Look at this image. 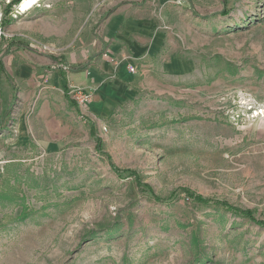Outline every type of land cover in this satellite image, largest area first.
Returning <instances> with one entry per match:
<instances>
[{"label":"rangeland","instance_id":"obj_1","mask_svg":"<svg viewBox=\"0 0 264 264\" xmlns=\"http://www.w3.org/2000/svg\"><path fill=\"white\" fill-rule=\"evenodd\" d=\"M22 2L0 0V264H264V0ZM131 10L149 58L101 40Z\"/></svg>","mask_w":264,"mask_h":264},{"label":"crops","instance_id":"obj_2","mask_svg":"<svg viewBox=\"0 0 264 264\" xmlns=\"http://www.w3.org/2000/svg\"><path fill=\"white\" fill-rule=\"evenodd\" d=\"M101 33V40L107 43L109 51L116 57L131 52L134 58H149L161 45V35L154 32L148 16L134 10L116 12L104 22ZM129 62L128 60L116 68L119 76L130 79L131 75L127 71ZM91 70L87 71L88 77L85 71L68 73L70 86L91 87L93 81H98V72Z\"/></svg>","mask_w":264,"mask_h":264},{"label":"built area","instance_id":"obj_3","mask_svg":"<svg viewBox=\"0 0 264 264\" xmlns=\"http://www.w3.org/2000/svg\"><path fill=\"white\" fill-rule=\"evenodd\" d=\"M130 70L133 71L134 68L132 69L130 68ZM71 94L73 95L74 100L79 106L86 105L88 102L91 101V97H92V94L90 92H87L79 88H73Z\"/></svg>","mask_w":264,"mask_h":264},{"label":"trees","instance_id":"obj_4","mask_svg":"<svg viewBox=\"0 0 264 264\" xmlns=\"http://www.w3.org/2000/svg\"><path fill=\"white\" fill-rule=\"evenodd\" d=\"M52 59H53V58H52ZM0 70H1V71L3 70L1 64H0ZM14 89H15V88H14ZM64 92H65V94H67V90H66L65 86H64ZM114 170H115L116 173H119V172H120V171L117 170L116 168H114ZM198 201H199V200H198ZM233 210H234V209H233ZM241 213H242L243 215L247 216L249 219H252V218H250V213H249L248 211H241ZM257 223H258V225H260V226H264V224L261 223V222H258V221H257Z\"/></svg>","mask_w":264,"mask_h":264},{"label":"bare ground","instance_id":"obj_5","mask_svg":"<svg viewBox=\"0 0 264 264\" xmlns=\"http://www.w3.org/2000/svg\"><path fill=\"white\" fill-rule=\"evenodd\" d=\"M40 0H23V2L21 3V8L23 10L28 9L29 7H31L34 3H37Z\"/></svg>","mask_w":264,"mask_h":264}]
</instances>
